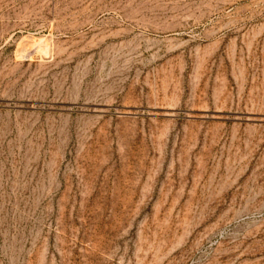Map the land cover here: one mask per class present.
Listing matches in <instances>:
<instances>
[{"label":"rangeland","instance_id":"obj_1","mask_svg":"<svg viewBox=\"0 0 264 264\" xmlns=\"http://www.w3.org/2000/svg\"><path fill=\"white\" fill-rule=\"evenodd\" d=\"M0 264H264V0H0Z\"/></svg>","mask_w":264,"mask_h":264},{"label":"bare ground","instance_id":"obj_2","mask_svg":"<svg viewBox=\"0 0 264 264\" xmlns=\"http://www.w3.org/2000/svg\"><path fill=\"white\" fill-rule=\"evenodd\" d=\"M41 41V40H40ZM42 42V41H41Z\"/></svg>","mask_w":264,"mask_h":264}]
</instances>
